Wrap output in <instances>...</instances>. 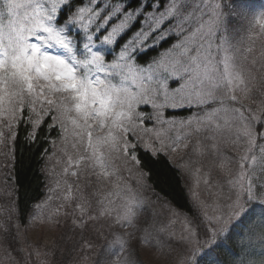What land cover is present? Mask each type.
Returning <instances> with one entry per match:
<instances>
[{
  "label": "snow or ice",
  "instance_id": "1",
  "mask_svg": "<svg viewBox=\"0 0 264 264\" xmlns=\"http://www.w3.org/2000/svg\"><path fill=\"white\" fill-rule=\"evenodd\" d=\"M200 13L195 0H167V6L156 0H139L135 8L124 0H0V111L13 119L17 112H23L33 130L27 134L32 143H36L41 128L58 129L62 118H71L80 138H87L90 153L83 158L85 161L96 166L98 159L99 167L106 168L108 159L99 150L107 149L109 156L119 150L140 170L141 185L144 177L149 181L158 177L159 187L167 177L163 168L157 171L154 166H171L169 147L160 133L148 135L151 130L144 127L145 122H167L162 119L165 109L190 111L196 112L197 124L207 122L204 131L208 132L213 131V121L220 113L244 118V109L256 128L254 133H247L249 146L258 149L264 173V146L255 144L257 138L264 141V120L257 122L236 94L234 81L243 83V78L234 75L239 72L235 59L208 55L197 65V43L188 49L192 55L183 64L164 67V53L143 65L137 63L140 57L171 40L199 41L203 36ZM214 20L217 39L225 44L234 20L244 21L251 31L264 35V4L257 7L256 0H219ZM153 81L155 87L151 86ZM173 81L179 87L170 89ZM189 87L190 95L168 102L170 95L180 96ZM36 104L47 112L48 124L31 118ZM182 123L191 125L193 119ZM94 130L106 133L96 137L95 144ZM240 159L256 162L255 156ZM128 191L130 199L124 206L123 222L120 217L116 221L121 227L124 223L132 226L137 209L144 205L139 194L132 195L131 188ZM228 200L226 215L209 218L210 224L204 227L212 243L202 247L200 229L189 230V246L182 264H223L214 255L223 247V241L217 239V229L211 223L232 221L225 233L227 238L236 224L245 221L264 229V179L255 185L233 184ZM80 211L83 216L86 209L81 206ZM73 224L83 228L86 222L74 219ZM252 239L264 244V231L249 234L248 241ZM117 241L121 247L127 242L123 237H117Z\"/></svg>",
  "mask_w": 264,
  "mask_h": 264
},
{
  "label": "rangeland",
  "instance_id": "2",
  "mask_svg": "<svg viewBox=\"0 0 264 264\" xmlns=\"http://www.w3.org/2000/svg\"><path fill=\"white\" fill-rule=\"evenodd\" d=\"M195 4L206 15L201 24L203 36L199 38L202 40L199 45L202 58L197 65L208 55L214 59H235L239 72L234 75L243 78V83L234 81L236 94L247 109H255L260 114L264 101V35L251 31L246 22L238 21L225 44L217 39L212 13L207 14L213 6L212 0H195ZM195 42L196 39L185 42L186 48ZM184 62L164 56V67ZM155 84L153 81L151 86L155 87ZM177 87L176 83L174 86L169 84L170 89ZM191 91L189 87L180 96L170 95L168 102L178 101L190 95ZM139 110L146 112L143 108ZM168 111L163 110L165 123L145 122L144 127L151 130L148 135L160 133L164 137L169 147L168 156L185 172L197 211L205 220L208 222L209 218L226 215L232 185H245L243 173L246 162L240 158L249 156L254 147L250 148L247 133H254L255 126L251 119L245 118L244 109H241L244 118L227 113L218 121L214 119L213 131L208 132L204 131L208 127L207 122H195L196 112H191L188 117H173ZM21 114L17 112V118L13 119L0 111V264H52L54 252L63 264H128L130 261L133 263L137 251L147 264H182L189 246V230H195L193 220L187 214L173 212L155 198V212H159L160 217L143 207L137 209L138 215L132 226L117 224L118 217L123 222L124 206L130 199L128 189L133 190L132 195H140L131 181L137 168L131 172L132 163L119 150L110 156L107 149L99 150V154L108 159L106 168L99 167L98 159L96 166L85 161L83 158L90 153L86 147L87 138H80L71 118H62L61 134L47 159L46 194L29 222L22 225L16 218L11 177L12 140ZM46 116L47 112L40 109L37 119L42 120ZM188 118L193 119L191 125L182 123ZM105 134L94 130L93 143H96V137ZM150 199V196H144V201ZM81 206L86 209L83 216ZM90 216L96 218L89 219ZM74 219L77 222L83 219L86 225L77 227L73 224ZM223 225L212 223L211 227ZM117 237L127 241L123 247ZM201 240L199 236V243Z\"/></svg>",
  "mask_w": 264,
  "mask_h": 264
},
{
  "label": "trees",
  "instance_id": "3",
  "mask_svg": "<svg viewBox=\"0 0 264 264\" xmlns=\"http://www.w3.org/2000/svg\"><path fill=\"white\" fill-rule=\"evenodd\" d=\"M108 3H112L113 0H107ZM139 0H124L125 4L130 5L135 8ZM152 0H144V3H151ZM213 6L210 7L207 14L212 13V18L215 16V8L219 3V0H212ZM156 3H162L167 6V0H156ZM257 7L260 4H264V0H256ZM123 6V5H119ZM204 10H201L202 20L205 18L203 14ZM5 19L4 22H6ZM234 21H232L230 28L233 30L235 28ZM238 21H236V25ZM216 28V21L214 20L213 25ZM135 30V29H134ZM215 32V31H214ZM217 36V33H216ZM202 40H196L194 44H188L189 49L196 46L197 43L200 45ZM213 44H218L214 43ZM174 45H185L184 41L171 40L168 43L164 44L162 48H157L152 50L147 55L142 56L137 61L138 64L143 65L153 58H157L161 53H164V56L176 57L179 61H187L190 51L186 46H175ZM170 49V51L165 52V50ZM215 50V48H214ZM201 53V50L199 51ZM202 56H199V60H196L198 63L201 60ZM195 59V58H194ZM27 106V105H25ZM264 107V103H263ZM41 109V105L37 108H34V111L31 112V118L37 120V115ZM188 116L190 115L189 111H177L179 113ZM187 112V113H185ZM225 113H220L216 120H220L224 117ZM256 118V121L264 120V110L262 116H252ZM45 124H48L46 118L42 119ZM256 129V128H255ZM33 130L29 127L28 123L24 119V113L20 115L18 122L16 123L14 130V138L12 140V163H11V177L14 184V204L16 209V218L22 224L25 225L31 219L34 210L37 204L45 196L47 190V172L46 165L47 159L50 156V152L53 150V144L56 139L61 134V129L53 128H41L38 131V139L36 143H32L28 140L27 134ZM255 144L264 146L263 141L258 138L255 140ZM44 150L41 151L40 149ZM253 155L256 157V162L250 163L248 168V173L252 175L251 183L254 185L259 183L264 179V173H262L261 167L259 165L260 154L258 149L254 145ZM168 159L171 161V166L164 167L163 164L155 165V170L159 171L163 168L165 175L167 177L166 181L162 182L159 187L156 186V179L149 181L147 177H144V181L141 185L140 181V170L137 166L132 164L131 172L137 168L136 173L133 176V181L138 179L140 182L136 184V188L139 190L141 196H150L151 200L149 206L151 207L152 214L154 216L160 217L159 212H155L156 203L154 199L162 202V205H166L173 212L187 214L195 225V230L200 229L201 235H199L202 240L200 245L206 247L207 244L212 243L211 237H207L204 227L210 224V221H206L200 211H197V203L193 198L190 192V184L187 180L185 172L182 168L173 162L168 156ZM248 164V163H247ZM178 169V170H177ZM147 176V173H145ZM160 222V220H158ZM231 226V224H230ZM224 227V231H217V239L223 241V247L216 249L214 253L223 264H261V261H264V244H261L258 239H252L248 241L249 234L253 232L264 231L260 225L255 224L253 221H245L244 223L236 224L231 230L229 237L225 236V233L230 229ZM194 230V231H195ZM158 235V232H156ZM243 235V236H242ZM242 243H246L247 247H241ZM14 250L15 248L12 247ZM57 256V258H55ZM54 262L52 264H63L59 261L58 255L53 253ZM132 264H147L139 251L134 254Z\"/></svg>",
  "mask_w": 264,
  "mask_h": 264
}]
</instances>
